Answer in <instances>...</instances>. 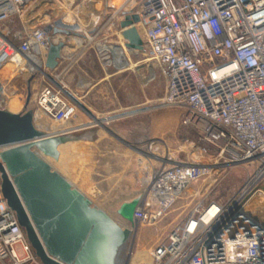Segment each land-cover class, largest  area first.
<instances>
[{"label": "built area", "instance_id": "2783aa9c", "mask_svg": "<svg viewBox=\"0 0 264 264\" xmlns=\"http://www.w3.org/2000/svg\"><path fill=\"white\" fill-rule=\"evenodd\" d=\"M36 1L0 0V71L8 62L23 70L31 57L39 61L36 69L44 65L53 23L24 27ZM127 14L138 15L140 50L165 75L164 104L182 109L180 124L195 130L202 146L199 160L154 155L159 163L144 179L130 224L158 220L194 180L241 165L248 174L237 190L222 200L192 199L151 259L264 264V0H140ZM13 17L22 23L19 30L10 27ZM109 53L101 54L106 64ZM35 104L56 122L76 110L64 86L53 81L38 90ZM0 264H42L1 185Z\"/></svg>", "mask_w": 264, "mask_h": 264}, {"label": "rangeland", "instance_id": "374dc122", "mask_svg": "<svg viewBox=\"0 0 264 264\" xmlns=\"http://www.w3.org/2000/svg\"><path fill=\"white\" fill-rule=\"evenodd\" d=\"M127 3L126 9L132 11L138 8L140 0H128ZM42 5L41 0L36 1L28 23L36 21V18H41L42 14L45 15L44 19L50 23L51 20L48 17L51 14L48 11L40 12L39 10ZM35 11H37L38 16L34 14ZM67 20L71 22L73 17L71 16ZM124 20L127 19L124 17ZM127 21L123 27L114 25L110 29L95 28L87 34L93 39L91 42L87 41L82 47L86 49L85 54L89 55L88 61L86 59L83 62L79 61L78 65L87 69L90 82H94L99 77H104L102 84L105 90V98L99 101L90 99L87 100L86 104L83 100L81 101L90 113L98 118H108L139 108H144V110L114 120H107L103 125L104 127L94 123L90 116L76 104L75 114L66 121L56 122L44 117V121L40 120L43 126H39L38 120L34 117V125L44 133H50V131L61 126H70L69 124L76 123L79 117L91 120L95 129L102 130L105 135L104 141L95 144L90 141L77 140L72 144L67 145V143L63 146L57 160L47 156L42 157L52 169L60 171L66 177L68 175L63 171L64 168L78 171L76 175H80L81 183L83 181L90 183L96 180L104 186V189L108 185L118 189L114 196L117 201L123 198L131 199L145 192L144 179L150 170L159 163L154 155L167 154L174 160H199L201 156L198 148L202 147L197 141L196 131L180 124L182 109L164 104L165 75L157 62L147 58L143 53L127 51L126 47L130 45H134L136 48L134 25L129 20ZM10 26H16L14 30H19L22 23L19 18L13 17ZM124 27L126 28L123 29ZM138 33L143 38L142 32L138 31ZM71 35L70 32L69 36ZM116 41L122 44L123 62H128L129 67H119L120 63L117 66L112 61L106 64V59L98 55L97 43L110 46ZM136 49L140 50V48ZM94 54L98 57L105 71L100 68ZM109 57L112 58L110 53ZM49 76L55 82L62 84L64 90L70 92L66 77L60 75L58 70L47 69L44 65L40 67V70H30L28 67L21 70L18 67L5 64L0 71V108L7 109V102L14 99L18 107L12 112L31 109L35 115L38 112L35 104L36 94L42 86L51 82ZM72 89L77 90L74 93L79 95L76 97L80 100V85L72 84ZM95 90L96 88L93 89L94 96H96ZM72 125L71 127H74L76 124ZM104 128L106 129L104 130ZM107 128L113 130L116 135L109 134ZM95 163L97 165L111 164L113 165L112 169L117 170L120 168V164L124 163L126 164V171L122 174H114L113 176L116 178L114 180H106L109 174L99 169L90 174L89 169L94 170ZM79 171L82 172L79 173ZM247 174L248 171L244 166L230 165L219 169L209 177L196 179L188 185L158 220L137 226L119 217L116 213L118 204L95 206L103 209L121 226L129 227L132 230V235L120 254L122 264H153L151 259L152 248L157 243L166 240L168 232L175 223L182 219L192 199L201 196L209 199H226L237 190ZM212 179L215 181L212 182ZM78 181V178L71 179L75 185L78 184ZM119 189H122L121 192L126 191L125 194L127 195L118 196L116 193L119 192ZM197 191L199 195L201 194L200 196L196 195ZM137 256L138 258H135Z\"/></svg>", "mask_w": 264, "mask_h": 264}, {"label": "water", "instance_id": "95a60500", "mask_svg": "<svg viewBox=\"0 0 264 264\" xmlns=\"http://www.w3.org/2000/svg\"><path fill=\"white\" fill-rule=\"evenodd\" d=\"M125 18L133 25L138 21L137 14H127ZM133 27L136 48H141L142 38ZM52 31L69 34L60 20L54 21ZM62 45L56 42L48 46L45 68L56 67ZM64 91L77 106L90 113L72 94ZM142 110L101 119L90 115L101 124ZM72 138L63 133L41 131L34 125L31 109L12 112L0 108V146H7L0 152L2 194L42 264H122L120 254L132 235L131 228L121 226L103 209L92 205L42 157L57 160L58 146ZM138 203L139 197L135 196L121 203L116 213L132 223Z\"/></svg>", "mask_w": 264, "mask_h": 264}, {"label": "crops", "instance_id": "0c3cea01", "mask_svg": "<svg viewBox=\"0 0 264 264\" xmlns=\"http://www.w3.org/2000/svg\"><path fill=\"white\" fill-rule=\"evenodd\" d=\"M43 5L39 8L40 12L48 11L49 14H51L48 19H50V23L54 24L55 20H60L66 27V29L69 30V34L71 32V36L69 34H61V33H53V31H50V35L52 37V43L56 42H62V48L60 50V57L57 60V65L54 68L55 70L59 71L60 75H63L66 77V82L69 86V92L72 94L77 100L78 98L76 96L77 92L76 89H72V84L75 86L80 85L81 89V97L80 100H78L87 110L88 108L82 103L81 100L86 104L87 100H101L105 98V90L103 88V80L104 77L97 78L94 82L89 81L88 71L84 66L78 65V62H83L85 59L88 61L89 55H86V49L82 48L83 44H86V42H91L93 40L90 38L87 34L92 32L95 28L100 29H110L112 27L120 26V22L124 19V17L127 15L128 10L126 9V3L128 0H41ZM74 3V5H73ZM45 5V6H44ZM125 7V8H124ZM36 16L37 11L34 12ZM45 15L42 14L41 18H36V21L26 22L24 27L31 28L35 25H39L42 23L47 22L44 18ZM73 17V20L70 22L67 20V18ZM12 29H14L16 26H10ZM17 30V29H16ZM104 44V43H103ZM102 44V45H103ZM105 45V44H104ZM99 48L104 50H109V48H106L101 45H98ZM111 51V50H110ZM94 58L99 63L100 68L105 71V68L102 66V64L99 62L98 57L94 54ZM52 70V69H51ZM102 84V85H101ZM100 85V86H99ZM75 88V87H73ZM95 90V95L93 89ZM75 94V95H74ZM81 108V107H80ZM84 110L83 108H81ZM85 111V110H84ZM89 111V110H88ZM90 116V119L94 121V123H97L95 119L92 118L90 113L86 112ZM95 116V115H94ZM34 117L38 120H43L44 116L39 110L35 113ZM96 117V116H95ZM98 118V117H96ZM101 119V118H98ZM89 119H84L82 117L78 118V121L76 123L69 124L70 126H61L58 127L56 130L50 131L48 134L53 133H63L67 135H71L73 138L70 140H67L64 142L65 146L72 144L73 142H76L77 140H83V141H90L97 144L98 142L105 140V135L102 132V130H97L93 127V123ZM44 121V120H43ZM107 122V120H104L100 125L103 126L104 123ZM72 124H76L74 127ZM99 124V123H97ZM39 126H43L39 123ZM104 127V126H103ZM106 128H104L105 130ZM108 133L115 136V132L111 130L110 128H107ZM81 131V132H78ZM78 132V133H77ZM68 147V146H67ZM60 154V151H59ZM95 168L89 169L90 174L92 172L97 171L98 169L100 171H104L105 173H108L109 175L106 177V180H114L116 179L113 175L117 173H123L126 171V164L121 163L120 168L112 169L113 165L111 164H94ZM96 169V170H95ZM125 169V170H124ZM63 171L67 173L68 177H66L63 173L59 172L63 177H65L73 187L77 188L80 192H82L91 202L92 205H99V204H118L125 201H129L131 199L123 198L119 201L115 199V191L118 190L111 185L107 186L106 189H104V186H102L101 183L98 181H91L90 183H85L82 179V183L80 180V175H76L78 171L69 170L68 168H64ZM82 171H79L81 173ZM118 178V176H116ZM72 178H78V184H73L71 182ZM92 178V177H91ZM93 180V179H91ZM128 187H126V190ZM122 189H119V192L116 194L118 196H126V191L121 192Z\"/></svg>", "mask_w": 264, "mask_h": 264}, {"label": "bare ground", "instance_id": "6f19581e", "mask_svg": "<svg viewBox=\"0 0 264 264\" xmlns=\"http://www.w3.org/2000/svg\"><path fill=\"white\" fill-rule=\"evenodd\" d=\"M65 1V0H64ZM126 24V21L123 19L121 22H120V26H124ZM126 27H124L123 29H125ZM116 42H118V44H115ZM114 42V44H111L110 46H105L103 43H97V47H98V55L100 56L101 54H107V52H111L112 54V62L115 64V65H119V67H129V64L128 62H123V58H124V51H123V48H122V44L119 42V41H116ZM103 44V45H102ZM98 45H101V46H105L106 48H109V50H104V49H101L99 48ZM127 51H130V52H135V53H140L142 54L143 52L141 50H138L136 49L133 45H130L128 47H126ZM111 50V51H110ZM28 63V69L30 70H33V69H36L39 67V61L36 60L35 58L31 57L30 60L27 62ZM7 64H10L12 66H15L16 65L13 63V62H8ZM24 68V67H23ZM22 69V68H20ZM160 102V101H159ZM18 107V104L16 103V101L14 99H10L8 102H7V109L9 111H12V110H16V108ZM39 123L41 125H43V123L41 121H39ZM64 143L60 144L58 146V150L60 151L63 147ZM135 258H138L135 257Z\"/></svg>", "mask_w": 264, "mask_h": 264}]
</instances>
